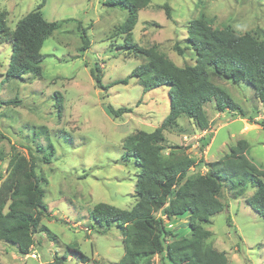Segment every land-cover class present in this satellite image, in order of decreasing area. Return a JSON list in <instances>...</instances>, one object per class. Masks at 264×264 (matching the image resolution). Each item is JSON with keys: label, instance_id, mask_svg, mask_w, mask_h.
I'll list each match as a JSON object with an SVG mask.
<instances>
[{"label": "rangeland", "instance_id": "1", "mask_svg": "<svg viewBox=\"0 0 264 264\" xmlns=\"http://www.w3.org/2000/svg\"><path fill=\"white\" fill-rule=\"evenodd\" d=\"M103 1L45 0L42 16L48 21H65L45 40L41 48L45 58L36 73L7 77L11 44L0 39V151L5 158L13 151L28 157L30 148L41 157L35 151L38 146L52 148L50 162L39 161L36 167L38 175L46 179L43 201L49 215L42 217L28 254L0 241V259L5 264H46L56 255L65 256L62 264H93L94 260L114 264L123 255L118 228L94 224L89 212L98 202L119 208L133 204L137 167L124 157L123 139L138 130L160 126L169 110V96L167 86L144 90L136 78L112 84L126 78L143 59L120 48L123 34L118 27L126 11L108 7ZM40 2L0 0L9 29ZM200 14L210 18L213 27L230 25L238 33L258 36L264 32V0H150L138 10L133 41L142 47L155 45L178 66L191 65L194 61L189 50L178 55L174 44L185 47V26ZM82 28L89 39L84 50H80ZM96 64L102 85H110L107 88L95 85L90 69ZM209 74L247 117L233 118L228 110H216L213 100L207 101L204 111L209 127L201 130L192 119L179 117L175 125L162 130L163 152H185L195 159L188 174L204 173L203 163L221 158L230 146L245 139L247 156L264 169V122H256L264 119V102L255 98L246 82L233 84L212 71ZM59 97L61 108L56 104ZM107 104L129 107L131 112L113 118L105 111ZM201 136H209L204 147ZM5 166L6 162L0 161L2 175ZM252 192L249 187L233 198L228 186L224 188V209L205 225L212 232V245L225 252L229 264H264V218L245 202ZM164 224L178 236L189 231L185 217L165 219ZM152 260L160 264L158 254Z\"/></svg>", "mask_w": 264, "mask_h": 264}, {"label": "trees", "instance_id": "2", "mask_svg": "<svg viewBox=\"0 0 264 264\" xmlns=\"http://www.w3.org/2000/svg\"><path fill=\"white\" fill-rule=\"evenodd\" d=\"M44 2L41 0L36 8L24 14L13 29L6 24L5 12L0 11V39L11 44L5 71L9 78L39 71L45 58L41 53L45 40L65 21L46 20L40 11ZM149 3L150 0L103 1L108 7L126 11V18L118 27L119 34H123L120 48L143 59L126 78L112 84H126L128 78H136L144 90L167 86L169 110L160 126L151 131L138 130L123 139L124 157L137 167L133 204L119 208L98 202L90 210L89 218L98 226L108 228L114 224L118 228L124 252L114 264H154L155 254L160 256V264H165L164 259L171 264H229L225 252L212 245V232L205 225L212 215L224 209L221 196L227 186L233 198L253 188L245 202L264 218V169L247 156L248 142L239 139L221 158L203 163L204 173L188 174L195 159L179 149L165 154L162 130L175 125L181 116L206 130L209 124L204 105L210 100L219 112L228 110L233 118L247 117L242 107L212 82L210 71L233 84L246 82L255 98L264 102V32L258 36L248 31L238 33L230 25L213 27L212 20L200 14L185 26V47L174 44L178 55H183L184 49L189 50L194 62L178 66L155 45L142 47L133 41L138 10ZM164 8L169 11L167 5ZM78 24L80 28L81 22ZM81 31L80 50H84L89 39L85 28ZM99 71L97 64L90 69L95 85L107 88L110 85H102ZM56 104L61 108L60 97ZM105 111L118 118L131 112V108L107 104ZM256 122L263 124L264 119ZM199 140L204 147L209 136H201ZM35 151L42 156L34 155L30 148L28 157L13 151L5 158L0 151V161L6 162L4 175L0 172V241L15 246L22 255L29 253L42 217L49 215L43 201L46 179L38 175L36 167L39 161L50 162L52 148L38 146ZM176 217H185L187 234L178 236L165 226V219ZM64 257L56 255L46 264H62ZM0 264L5 263L0 259ZM93 264L99 263L94 260Z\"/></svg>", "mask_w": 264, "mask_h": 264}, {"label": "water", "instance_id": "3", "mask_svg": "<svg viewBox=\"0 0 264 264\" xmlns=\"http://www.w3.org/2000/svg\"><path fill=\"white\" fill-rule=\"evenodd\" d=\"M249 122H251V121H249Z\"/></svg>", "mask_w": 264, "mask_h": 264}]
</instances>
